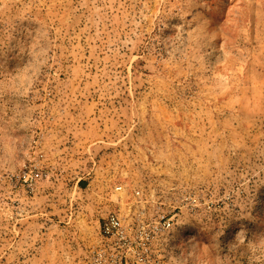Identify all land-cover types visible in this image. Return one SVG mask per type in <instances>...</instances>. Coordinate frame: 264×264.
<instances>
[{
	"label": "rangeland",
	"instance_id": "1",
	"mask_svg": "<svg viewBox=\"0 0 264 264\" xmlns=\"http://www.w3.org/2000/svg\"><path fill=\"white\" fill-rule=\"evenodd\" d=\"M116 254L264 264V0H0V264Z\"/></svg>",
	"mask_w": 264,
	"mask_h": 264
},
{
	"label": "built area",
	"instance_id": "2",
	"mask_svg": "<svg viewBox=\"0 0 264 264\" xmlns=\"http://www.w3.org/2000/svg\"><path fill=\"white\" fill-rule=\"evenodd\" d=\"M31 171L28 173L27 171L23 173V179L25 181L28 180L30 177L31 179H35L39 177L38 172L32 173V175H29ZM41 175V173H40ZM159 220H164L162 223V228L169 227L170 222L165 220L164 216L159 217ZM103 231L106 235L109 237H112L115 239V244L117 247L122 248V249H129L131 245L134 242V239L131 237V235L128 232V229L124 224L121 222L120 218L116 214H111L108 216L106 219L104 225H103ZM109 253L106 250H101L98 253L99 258H103L107 256ZM113 255V254H111ZM115 258L117 259L118 264H122V256L119 254L115 255Z\"/></svg>",
	"mask_w": 264,
	"mask_h": 264
}]
</instances>
